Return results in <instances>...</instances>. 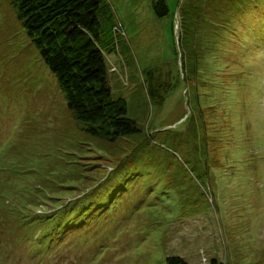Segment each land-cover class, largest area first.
<instances>
[{
    "label": "rangeland",
    "instance_id": "1",
    "mask_svg": "<svg viewBox=\"0 0 264 264\" xmlns=\"http://www.w3.org/2000/svg\"><path fill=\"white\" fill-rule=\"evenodd\" d=\"M153 1L108 0L142 127L109 141L0 0V264H264V0Z\"/></svg>",
    "mask_w": 264,
    "mask_h": 264
},
{
    "label": "trees",
    "instance_id": "2",
    "mask_svg": "<svg viewBox=\"0 0 264 264\" xmlns=\"http://www.w3.org/2000/svg\"><path fill=\"white\" fill-rule=\"evenodd\" d=\"M28 36L41 57L56 75L69 108L82 121L84 130L104 140L115 141L122 136L142 131L130 116L128 99L115 94L110 73L119 86H128L130 74L126 57V31L115 16L108 0H12ZM155 12L163 17L169 13L167 0L153 1ZM127 59V58H126ZM156 83L146 92L149 99L157 96ZM144 95V90L135 86ZM167 264H193L186 257L173 254ZM209 264H224L216 257Z\"/></svg>",
    "mask_w": 264,
    "mask_h": 264
}]
</instances>
